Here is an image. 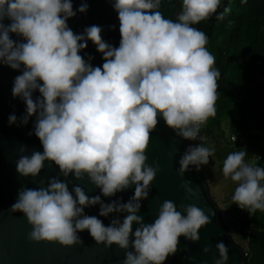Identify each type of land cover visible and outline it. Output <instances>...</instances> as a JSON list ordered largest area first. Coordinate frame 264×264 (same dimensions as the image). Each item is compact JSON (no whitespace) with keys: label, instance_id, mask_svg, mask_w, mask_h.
<instances>
[{"label":"clouds","instance_id":"9594fccd","mask_svg":"<svg viewBox=\"0 0 264 264\" xmlns=\"http://www.w3.org/2000/svg\"><path fill=\"white\" fill-rule=\"evenodd\" d=\"M111 2L119 19L118 47L104 41L99 26L86 27L82 34L69 27L68 20L77 15L73 0H0V64L22 70L12 89L13 96L26 104L18 126L35 117L34 134L43 146L42 153L19 157L21 176L39 177L47 161L65 178H87L105 197L133 185L134 195L126 203H104L100 195L90 197L79 185L70 190L67 180L53 177L46 187L22 188L9 211L27 218L30 241L73 247L83 244L78 233L87 230L97 244L134 249L126 251L122 264H165L179 251L181 236L199 242L200 229L211 219L195 204L180 205V211L171 200L162 203L153 223L138 215L160 170L159 164L153 167L147 162L151 133L162 118L177 136L194 144L201 141L187 148L178 168L185 198L198 197L199 190L183 177L190 166L200 171L216 154L215 145L200 133L217 115L221 72L207 48L206 33L194 25L213 16L221 20L230 9L219 11L222 0H180L173 22L161 11L164 0ZM88 7L84 2L78 11L87 13ZM11 34L22 41L13 40ZM88 41L102 54V67L93 66L94 57L86 60L81 55ZM37 90L40 95L34 98ZM17 122L16 115L9 116L10 125ZM20 152L26 153L27 146L21 145ZM247 157L244 149L230 152L223 160L222 175L236 184L232 204L253 215L264 212V167ZM218 187L211 185V193ZM97 204L100 216L127 215L105 226L101 219L85 214V208ZM233 240L237 243L234 235ZM215 247L219 258L214 264H228L225 243ZM203 251L207 254L211 247Z\"/></svg>","mask_w":264,"mask_h":264},{"label":"water","instance_id":"95a60500","mask_svg":"<svg viewBox=\"0 0 264 264\" xmlns=\"http://www.w3.org/2000/svg\"><path fill=\"white\" fill-rule=\"evenodd\" d=\"M84 2L89 6L88 11L80 13L78 9ZM180 7L179 0H164L161 11L166 19L175 22ZM73 9L77 11V15L70 18L68 24L75 33L82 34L86 27L96 25L103 29L102 36L105 42L119 46L121 37L118 13L114 10L111 0H73ZM4 23L9 24L10 21L5 20ZM113 25L114 30L111 27ZM11 35L13 40L22 41V37ZM81 55L86 60L89 55L94 57L91 61L93 66L102 67L104 62L102 54L91 41H88V48L83 50ZM21 74L22 70H13L7 65L0 64V264H122L126 258V251L134 249L123 250L115 244L108 248L97 244L87 230L78 233L83 244L73 247H64L58 242L30 241L28 233L32 228L27 218L21 212L9 211L17 201L22 188L46 187L53 177L62 181L67 180L70 190L73 186L79 185L90 197L100 195L104 203H111L113 200H122L126 203L135 191L133 185L113 197H105L87 178L84 181L76 180L74 176L65 178L54 163L49 165L47 161L39 177H23L18 173L17 161L21 155L31 156L33 151L43 152V146L34 134L35 117L30 118L26 126H18L19 119L26 115V104L21 98L13 96L12 89L15 77ZM39 95L38 90L33 94L34 98ZM12 114L17 116V124H9V116ZM21 145L27 146L26 153L20 152ZM189 146H194V142L177 136L160 118L157 129L151 133L150 147L146 153L148 164L153 167L159 164L160 170L151 186L150 198L141 202L142 207L138 215L143 217L145 223H153L165 200L175 202L180 211H183L180 205L195 204L210 216L211 223L200 229L199 242H191L181 236L179 251L174 256H169L165 264H214L215 259L219 258V252L215 247L218 242L225 243L229 249L228 264H242L244 250L233 240L230 228L224 222L222 210L210 194L206 180L192 166L184 174L183 179L190 181L191 186L199 190V195L191 199L185 198L187 194L181 187L183 180L178 174V168L179 160ZM41 181L44 183L41 184ZM212 212L215 215H212ZM99 213V204L85 208L86 215L96 216L105 226H109L116 218L122 221L127 215L113 213L103 217ZM136 227L138 225L134 224L133 231ZM205 247H211V252L205 254L203 251Z\"/></svg>","mask_w":264,"mask_h":264},{"label":"trees","instance_id":"16d2710c","mask_svg":"<svg viewBox=\"0 0 264 264\" xmlns=\"http://www.w3.org/2000/svg\"><path fill=\"white\" fill-rule=\"evenodd\" d=\"M224 8L230 11L223 19L216 20L213 16L194 25L206 33L207 48L221 72L217 115L201 128L200 135L209 145L223 144L239 151L241 143L257 136L264 143V0H222L219 11ZM226 129L230 144L225 137ZM232 135L235 142L230 141ZM255 163L264 167V158ZM207 185L210 189L208 182ZM233 205L239 211L234 219L224 222L237 244L248 248L242 264H264V212L257 210L251 215ZM224 206L229 212V207ZM246 228H250V233H245Z\"/></svg>","mask_w":264,"mask_h":264},{"label":"crops","instance_id":"0c3cea01","mask_svg":"<svg viewBox=\"0 0 264 264\" xmlns=\"http://www.w3.org/2000/svg\"><path fill=\"white\" fill-rule=\"evenodd\" d=\"M260 142H261V138L257 136L256 138H253L250 141H244L243 143H241V148L246 150L248 153V157H247L248 160H254L256 154L258 153L260 149V146H261ZM194 146L196 145L194 144ZM230 147L231 146H228V145L223 146V144H220V146L215 145V148H216L215 156L210 158V162L208 165L201 166L202 173H204L205 175L203 176L206 178L207 180L206 182H208L210 185L209 191L212 197L214 198V200L218 204H222L223 206L226 205L229 207L227 209V211H229L227 212L228 214L226 213L225 209L222 210V214H223V218L225 222L231 219H234V217L237 214L236 212L239 211L232 204V201H231V196L234 193L236 184H234L230 180L225 181L222 175L223 160L227 157V155L230 152L235 151V150H232ZM215 165H216V169H215ZM218 184H219V188L217 192L215 194H212L211 185H218ZM233 210H235V213L233 216H230L232 215Z\"/></svg>","mask_w":264,"mask_h":264},{"label":"built area","instance_id":"2783aa9c","mask_svg":"<svg viewBox=\"0 0 264 264\" xmlns=\"http://www.w3.org/2000/svg\"><path fill=\"white\" fill-rule=\"evenodd\" d=\"M253 128L255 129L256 126H253ZM203 137H204V136H203ZM204 138H205V137H204ZM205 140H206V138H205ZM196 141H198L199 143H201L200 140H196ZM230 141H231V142H235V141H236V137H235L234 135H232V136L230 137ZM262 158H264V143L261 144L260 149H259L258 153L256 154L254 160H255V162H258V161H260ZM235 228H236V229L238 228V224L235 225ZM245 233H246V234L250 233V228H246V229H245ZM242 249L244 250V256H246V255H247V251H248L247 246L245 245L244 247H242Z\"/></svg>","mask_w":264,"mask_h":264},{"label":"rangeland","instance_id":"374dc122","mask_svg":"<svg viewBox=\"0 0 264 264\" xmlns=\"http://www.w3.org/2000/svg\"><path fill=\"white\" fill-rule=\"evenodd\" d=\"M225 137H226V139H227V142L229 143V141H228L229 131H228L227 129L225 130ZM229 144H230V143H229ZM192 168L196 170V167H195V166H192ZM196 171H197V170H196ZM198 173L201 174V176L204 175V173H202V170H201V169H200V171H198ZM204 176H205V175H204ZM204 176H203V177H204ZM204 178H205V177H204ZM206 181H207V180H206ZM218 185H219V184H218ZM218 188H219V187H218ZM226 213H227V212H226ZM234 213H235V210L232 211V215H230V216H233ZM227 214H228V213H227Z\"/></svg>","mask_w":264,"mask_h":264}]
</instances>
